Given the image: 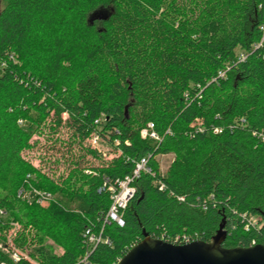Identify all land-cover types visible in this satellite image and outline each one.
Instances as JSON below:
<instances>
[{
    "label": "trees",
    "instance_id": "trees-1",
    "mask_svg": "<svg viewBox=\"0 0 264 264\" xmlns=\"http://www.w3.org/2000/svg\"><path fill=\"white\" fill-rule=\"evenodd\" d=\"M262 26L264 0H0V244L18 223L25 253L14 262L0 247V264H83L89 228L109 240L89 264H116L145 236L209 242L221 224L225 248L264 246ZM62 115L82 141L96 131L118 155L72 163L45 189L58 199L29 203L17 196L32 172L21 153ZM148 123L160 141L140 136ZM144 157L151 172L132 183L123 226L104 224L111 201L97 190Z\"/></svg>",
    "mask_w": 264,
    "mask_h": 264
},
{
    "label": "rangeland",
    "instance_id": "rangeland-1",
    "mask_svg": "<svg viewBox=\"0 0 264 264\" xmlns=\"http://www.w3.org/2000/svg\"><path fill=\"white\" fill-rule=\"evenodd\" d=\"M62 119V124L55 128H52L53 123L50 117L44 119L39 126V130L30 138L28 142L30 147L21 153V158L32 168V172L29 175L33 176V183L36 187L42 188L43 190L47 188L49 183L60 185L67 177L69 169L74 162H78L81 167L96 168L106 165L118 155L115 148L108 142L107 136L102 137L99 147L101 153L90 149L87 144V138L82 141L78 137L75 127L66 124V115H62ZM200 123V120H196L191 124V126L196 127ZM19 124L21 125L22 122ZM86 149L95 151L98 153V157L88 154ZM171 160V155L159 158L162 172L166 171ZM21 190H25V188ZM17 196L21 197L19 195V191ZM21 198L27 200L29 203L34 201L33 198L30 197ZM56 199H58V196L52 195L51 200L40 205L49 203ZM1 213L2 212H0V221L4 220L6 217L5 213ZM7 227L8 230L5 231L7 243L6 245L4 244V246L0 244L2 251H4V253H9L10 256L13 252H17L20 255L25 256V253L16 249L13 243L15 232L21 231L22 226L18 223L9 222ZM48 243L53 245L51 241ZM54 248L57 253L62 252L61 249L56 248L55 246Z\"/></svg>",
    "mask_w": 264,
    "mask_h": 264
},
{
    "label": "water",
    "instance_id": "water-1",
    "mask_svg": "<svg viewBox=\"0 0 264 264\" xmlns=\"http://www.w3.org/2000/svg\"><path fill=\"white\" fill-rule=\"evenodd\" d=\"M221 224L209 242L174 245L145 236L131 246L116 264H264V246L225 248Z\"/></svg>",
    "mask_w": 264,
    "mask_h": 264
},
{
    "label": "built area",
    "instance_id": "built-area-1",
    "mask_svg": "<svg viewBox=\"0 0 264 264\" xmlns=\"http://www.w3.org/2000/svg\"><path fill=\"white\" fill-rule=\"evenodd\" d=\"M262 31V37L260 43L257 45V47L261 46L262 42L264 41V26L261 27ZM246 59L245 54H240L238 61L243 62ZM224 72H219L218 77L223 78L224 77ZM67 118V115H66ZM101 120L95 121V124H99ZM21 123V121L19 122ZM200 126V124L198 125ZM215 132L220 133V130H216ZM140 136L142 138H151L156 141H160L159 136L154 130V125L152 123H148L145 128L141 129L140 131ZM262 141H264V135L259 136ZM102 141V137L96 132L93 131L87 138V144L88 147L92 150H96V152L101 153V150L99 149L100 144ZM147 162L148 158L144 157L140 159L136 165L135 169L132 173V175L125 177L123 180H115L114 182H110L107 179L104 181L102 187H100L97 192L101 193L103 191H107L109 193V198L111 201L110 207L108 209V212L104 218V224L110 223V222H115L119 226H123V220H122V212L126 209L128 202L134 197L136 189L133 187L132 183L138 179L139 174L141 172H146L150 173V169L147 167ZM86 174H90V171H85ZM27 185L28 188L25 190L19 191V195L23 198H33V200L37 204H42L44 202H47L51 200L52 195L42 188L36 187V185L33 183V176L28 175L27 176ZM164 185L160 184L159 190H163ZM29 195V196H28ZM180 201H183V198H179ZM2 214V213H1ZM252 226H256V220L254 222V219L251 221ZM102 231L103 228L100 229V231L94 232L92 229H86L83 233V240L85 244V255L84 258L82 259L83 264H89L87 262V258L89 255L92 253V251L95 249V247L100 244H108L109 245V240L104 239L102 237ZM194 241H190L189 239L185 238L183 239L184 245L189 244ZM178 239H175L174 245H177ZM11 259L14 262H18L20 259V254L17 252H13L11 255ZM4 264V263H1Z\"/></svg>",
    "mask_w": 264,
    "mask_h": 264
}]
</instances>
